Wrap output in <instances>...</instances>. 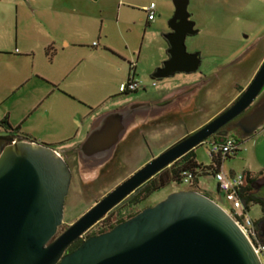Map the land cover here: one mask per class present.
Wrapping results in <instances>:
<instances>
[{
    "label": "rangeland",
    "instance_id": "obj_1",
    "mask_svg": "<svg viewBox=\"0 0 264 264\" xmlns=\"http://www.w3.org/2000/svg\"><path fill=\"white\" fill-rule=\"evenodd\" d=\"M150 2L155 6L154 19L146 22L143 6ZM186 9L197 33L185 36L184 46L188 53H199V66L188 74L153 79L151 74L166 57L162 34L173 12L172 0H0V121L6 117L11 127L19 126L20 133L52 148L67 138L82 142L91 118L113 108H123L134 100L158 101L181 86L201 83L204 76L212 80L205 89L208 98L193 110L190 102L181 100L154 112H135L125 125L118 155L93 165L71 159L72 177L57 233L151 158L208 122L247 86L261 64L264 41L241 74L224 72L230 66L224 58L240 40L251 43L255 33L264 34V0H188ZM63 40L70 46L64 47ZM91 42L96 45L91 46ZM128 63L134 64L140 86L135 92L118 95V84L126 81ZM218 72L220 79L214 77ZM261 127L264 120L240 141L234 156L222 160L223 173L242 174L245 161L253 157L249 141L261 135ZM227 136L236 137L233 131ZM210 140L208 137L192 149L194 160L201 165L209 163ZM254 155L264 162V141L255 147ZM198 182L228 211L229 203L214 194L211 175L199 176ZM187 187L170 183L130 212ZM246 214L255 221L261 212L251 205ZM115 219L112 213L109 221ZM105 225L98 221L84 235Z\"/></svg>",
    "mask_w": 264,
    "mask_h": 264
},
{
    "label": "water",
    "instance_id": "obj_2",
    "mask_svg": "<svg viewBox=\"0 0 264 264\" xmlns=\"http://www.w3.org/2000/svg\"><path fill=\"white\" fill-rule=\"evenodd\" d=\"M188 0H172L163 35L167 57L151 74L162 79L194 72L198 52L185 50L186 35L197 33L189 20ZM264 89V58L236 99L197 130L184 135L97 200L57 233L71 173L65 160L49 145L16 134L0 150V264H261L245 235L228 212L192 189L169 193L107 231L81 238L138 186L204 139L226 137L220 128L240 115ZM159 102L134 103L97 117L77 148L83 160L107 158L125 121L141 105L161 108ZM147 107V106H145ZM264 120V99L233 126L240 137L251 135ZM2 138V137H1ZM264 239V219L259 222Z\"/></svg>",
    "mask_w": 264,
    "mask_h": 264
},
{
    "label": "trees",
    "instance_id": "obj_3",
    "mask_svg": "<svg viewBox=\"0 0 264 264\" xmlns=\"http://www.w3.org/2000/svg\"><path fill=\"white\" fill-rule=\"evenodd\" d=\"M48 48H51V47H48ZM129 70L130 68H129V63H128V71ZM122 94H125V93H122ZM0 124H4L5 126H7L12 131V133L22 134L24 138L29 139L28 135L19 133L18 126L10 127L8 125L6 117H4L0 121ZM233 139L235 141V148L227 154H224L221 156L220 155L211 156L209 158L208 165H201V164L196 163L194 160V153L192 150H190L186 152L185 154H183L182 156H180L178 159L174 160L168 166L158 171L156 174H154L152 177H150L145 182H143L140 186H138L136 190H134L128 197L123 199L118 205L112 208L108 213L105 214L103 218L99 220V221H104L106 225L102 227L100 230H98L96 234L107 231L110 228H112L115 224L133 216L137 211L130 212V210L136 205H139L145 199H147L155 191H158L159 189L167 186L170 183H180L181 174L184 171L193 172V178H192L191 184L187 187V189H192V190L196 189V181L199 176H203L207 174L211 175L213 172L218 171L221 166L222 160L234 156L239 151L240 141L242 139H239V140L235 138ZM243 178H244L243 186L240 188V194H239L242 200V203H243V212L247 213L248 206L250 204H258L260 212H261V216L258 220L253 221L256 230H258L257 223L264 219V202L253 198L249 194L250 188L248 184L251 181V179L248 178L247 172L243 173ZM123 211H127L126 213H128L124 218H122ZM112 213H114L115 218H116L114 222L109 221V216ZM86 236L88 235H84V237ZM81 240H82V237L74 241L68 247L67 250H71L75 248L81 242Z\"/></svg>",
    "mask_w": 264,
    "mask_h": 264
},
{
    "label": "built area",
    "instance_id": "obj_4",
    "mask_svg": "<svg viewBox=\"0 0 264 264\" xmlns=\"http://www.w3.org/2000/svg\"><path fill=\"white\" fill-rule=\"evenodd\" d=\"M154 4L149 3L143 10L145 13V20L151 22L154 19ZM94 43H92L93 45ZM130 70L125 82L118 85L119 93H131L139 87V82L134 78V64L129 63ZM154 82H152L153 84ZM235 148V141L233 138L226 136L222 140H210L208 148V157L215 155H224L229 153ZM215 181L216 191L221 195L225 201L229 203L228 212L236 225L245 235L251 244L254 253L257 255L261 264H264V240H261L257 230L245 212H243V203L240 198V188L243 186V174H226L218 170L211 174ZM193 172L184 171L181 174L180 183L187 186L191 184Z\"/></svg>",
    "mask_w": 264,
    "mask_h": 264
},
{
    "label": "crops",
    "instance_id": "obj_5",
    "mask_svg": "<svg viewBox=\"0 0 264 264\" xmlns=\"http://www.w3.org/2000/svg\"><path fill=\"white\" fill-rule=\"evenodd\" d=\"M150 3H152V2H150ZM146 6H143V9L145 8ZM143 12H144V10H143ZM147 22V21H146ZM92 43L93 42H91V46H95L96 44H94V45H92ZM63 46L64 47H68V46H70V43L67 41V40H63ZM100 51H106V49H102V50H100ZM234 68L232 67V66H227L226 68H225V71L224 72H229V74H231V76L233 75L234 76ZM219 74H217V75H215L214 77L215 78H218V79H220V72H218ZM127 76H128V73H127ZM134 78L136 79V77H135V71H134ZM126 79H127V77H126ZM136 81H138L137 79H136ZM139 82V81H138ZM201 83H192V84H188V85H186V86H181V87H179V88H177L176 90H174L173 91V93L174 92H179V91H183V90H185V91H187V94L185 95V96H187L185 99H180V101L181 100H185L186 101V103L188 104L189 102L191 103V108H192V110L194 109V107L197 105V104H203V102H204V100H206L208 97H207V91L205 90L206 89V87H208L211 83H212V80H210V79H207L205 76L203 77V79H202V81H200ZM52 83H57L56 81H52ZM121 83V82H120ZM119 83V84H120ZM118 84V85H119ZM195 85H198V89H199V91H200V93H199V96H198V98L196 99L195 98V96H194V94L192 93V90L194 89L193 87L195 86ZM140 86V85H139ZM231 87V86H230ZM139 88V87H138ZM137 88V89H138ZM62 89H64L65 91H69V90H67L66 88H62ZM136 89V90H137ZM135 90V91H136ZM242 90V89H241ZM134 91V92H135ZM239 91L240 90H238L236 93H235V95L233 96V97H231L230 99H228L227 101H226V103L219 109V110H217V112H215L214 114H212L208 119H211V117H213V115H215L216 113H219V111L221 112L224 108H226L228 105H230L235 99H236V97L238 96V94H239ZM69 93H71V92H69ZM75 93V92H74ZM72 94V93H71ZM117 94L119 95V94H122V93H119L118 92V90H117ZM74 95V94H73ZM168 96V95H167ZM166 95H164L163 97H167ZM124 101H127V100H124ZM105 102V101H104ZM104 102L101 104V105H103L104 104ZM130 102H132L131 104H134V103H146V102H142V100H134V101H130ZM129 102V103H130ZM128 105H130V104H128ZM113 110H115V109H113ZM111 111V110H110ZM108 112V111H107ZM106 113V112H105ZM217 115V114H216ZM99 117V116H98ZM96 118H91V124L93 123V121L95 120ZM207 119V120H208ZM263 122V121H262ZM262 122L257 126L258 128L261 126V124H262ZM91 124H90V126H91ZM9 125V124H8ZM10 126V125H9ZM89 126V127H90ZM11 127V126H10ZM19 127V126H18ZM256 127V128H257ZM89 129V128H88ZM260 130H261V135H259V136H255V137H253L249 142H250V147H251V149H252V155H253V157H252V160H246L245 161V163H244V166H243V171H242V174L243 173H245V172H247L248 173V178L249 179H251V181L249 182V184H248V186H249V194L253 197V198H255V199H257V200H260V201H263L264 202V162H259L258 160H256V158H255V155H254V149H255V147L256 146H258L260 143H262L263 141H264V127H261L260 128ZM20 133V132H19ZM19 135H22V134H19ZM27 135V134H26ZM235 135H236V137H235V139H237V140H239V139H243V138H241L240 137V135L239 134H237V133H235ZM29 136V135H28ZM250 136V135H249ZM234 138V137H233ZM246 138V137H245ZM29 139H32V140H34V141H38V140H36V139H34V138H32L31 136H29ZM39 143H43V142H40V141H38ZM80 143V141H78V140H76V139H74V138H67V139H65V140H61L60 142H58V144H57V146H56V148H53L57 153L59 152V151H61V150H67V149H69V148H71V147H74V146H76L77 144H79ZM45 144V143H44ZM46 145H49V144H46ZM196 162V161H195ZM196 163H198V162H196ZM199 164V163H198ZM221 167V166H220ZM219 170L221 171V168H219ZM227 174H236V173H233V172H229V173H227ZM194 190H196V191H198V192H200V193H202V194H204V195H206L207 197H209L210 199H212L213 200V198L211 197V193L212 192H210V191H207L205 188H203L202 186H200L199 185V182H198V179H197V181H196V189H194ZM214 194L215 195H217L218 197H219V194L217 193V191H216V189H215V191H214ZM214 201V200H213ZM251 205H256V206H258V204H250L249 206H248V210H247V212L249 211V208H250V206ZM259 207V206H258ZM261 216V215H260ZM260 216H259V218H260ZM258 218V219H259ZM257 228H258V230H257V233H258V235H259V237L261 238V240H264L263 239V237L261 236V231H260V228H259V222L257 223Z\"/></svg>",
    "mask_w": 264,
    "mask_h": 264
},
{
    "label": "flooded vegetation",
    "instance_id": "obj_6",
    "mask_svg": "<svg viewBox=\"0 0 264 264\" xmlns=\"http://www.w3.org/2000/svg\"><path fill=\"white\" fill-rule=\"evenodd\" d=\"M188 19L191 20L190 17H188ZM193 28H195L194 25H193ZM167 32H170L169 28L167 29V31L165 33H167ZM165 33L162 34V37H163V35ZM255 34H256L254 36L255 41L250 43L249 41L244 42L243 40H240L238 45L237 44L235 45V50L230 52L224 58L225 60H227V62H229L228 64L234 68V70H235L234 71V76H237V75H239V74H241L243 72V66H245L248 63V61L252 57L253 53L256 52L257 50H259V46L261 45V42L264 41V34L263 33L262 34L261 33L260 34L259 33H255ZM186 36H188V35H186ZM165 43H166V41H165ZM166 48H167V43H166ZM198 55H199V53H198ZM166 57H167V55H166ZM199 58H200V56H199ZM193 88L194 89L192 90V93L194 94L195 98L197 99L198 96H199V93H200V91L198 89L199 87H198V85H195ZM239 90H240L239 91V94H240L243 89L242 90L239 89ZM263 92H264V89L259 93L258 99L255 102H252L240 115H238L237 117L233 118L232 120H230L229 122H227L225 125H223L220 128L221 131L226 130V136H227V134L230 131H233L234 133H237V134L240 135V133H241L240 129H238L237 127L233 126V124L240 117H242L245 114L249 113L254 106H256L261 100L264 99V94L261 95ZM186 94H187V91H185V90L179 91V92H174V93H171L170 95H168L167 97H162L158 101L165 100V99H171V100H169L168 104L166 106H164V107H167V106L171 105L172 103H178V101H180V99H185L187 97V96H185ZM158 101H153V102H158ZM145 106H147V107H145ZM164 107L154 108V107H151V106H148V105H141L140 108H142V110H141L142 112H148V111L154 112V111H157V110L162 109ZM128 119H130V118H128ZM127 120L125 121L126 123H127ZM126 123H125V125H126ZM11 135H16V134L12 133V131L7 126H5L4 124H0V150H1V148H3L5 145L8 144L4 140V138H6L7 136H11ZM121 136H122V134H121ZM209 137L211 138V140H213V139L217 140V136L216 135H211ZM120 142H121V137L119 138V140L116 143L115 147L111 151V153H110L111 156H113L114 154H117L116 150H117V147L120 144ZM79 144H77L76 146L71 147V148H69L67 150H61V151L58 152V154L67 163V165H68V167L70 169L71 177H72L71 159L72 160L79 159L80 163H83V164H86V165L99 164V163L104 162L106 160V158L105 159L104 158L103 159H99V160L98 159H94V160H83V159H81L78 156V154H77V148H78ZM70 181H71V178H70ZM138 211L139 210H137V212ZM95 234L96 233H90V234H86V235L89 236V235H95ZM82 238H84V237H82ZM68 251H70V250H68Z\"/></svg>",
    "mask_w": 264,
    "mask_h": 264
}]
</instances>
